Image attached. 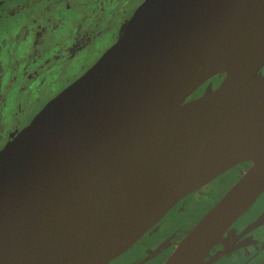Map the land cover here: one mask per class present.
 Listing matches in <instances>:
<instances>
[{
	"label": "water",
	"instance_id": "obj_1",
	"mask_svg": "<svg viewBox=\"0 0 264 264\" xmlns=\"http://www.w3.org/2000/svg\"><path fill=\"white\" fill-rule=\"evenodd\" d=\"M263 64L264 0H143L1 147L0 264H106L249 163L162 264L231 250L229 227L264 191Z\"/></svg>",
	"mask_w": 264,
	"mask_h": 264
},
{
	"label": "flooded vegetation",
	"instance_id": "obj_2",
	"mask_svg": "<svg viewBox=\"0 0 264 264\" xmlns=\"http://www.w3.org/2000/svg\"><path fill=\"white\" fill-rule=\"evenodd\" d=\"M114 4L117 7L119 4L125 6V0H0V72L3 67L7 71L2 84L0 80V118L3 108L9 110L14 121L18 114L25 111V104L19 102L17 91L11 92L15 80L23 81L20 91H29L26 84L33 82L42 73L50 72V66L59 58L62 57L61 61H64L65 58L76 57L78 49L83 47L79 34L81 28L86 35L110 38L107 49L117 39L125 24V10H113ZM114 21H119L120 24L115 37L110 36ZM60 29L64 31V35L58 37ZM22 44L24 51L19 53L16 47ZM95 60L58 91L48 95L19 127L11 124L3 128L0 120V149L49 99L78 78ZM261 71L264 73V64ZM221 78L222 76L212 78L211 88ZM205 85L206 83L198 89L199 94ZM248 167L249 163L235 165L183 196L128 249L106 264H162L176 243ZM263 213L264 191L229 227L227 232L231 229L235 231L232 249L210 264H264V217L256 220Z\"/></svg>",
	"mask_w": 264,
	"mask_h": 264
},
{
	"label": "rangeland",
	"instance_id": "obj_3",
	"mask_svg": "<svg viewBox=\"0 0 264 264\" xmlns=\"http://www.w3.org/2000/svg\"><path fill=\"white\" fill-rule=\"evenodd\" d=\"M141 0H125V6L118 7L114 4L113 10H125V22L130 16L131 12L134 10V6H137ZM117 7V8H116ZM114 11V17H115ZM106 17V16H105ZM107 18V17H106ZM116 20V18H114ZM114 21V25L112 24L111 29H113L108 35L115 37L117 34V30L119 27V21ZM65 26V23H64ZM67 26V24H66ZM63 28V27H62ZM86 31V30H85ZM62 34L64 35V31L60 29L57 33L58 37H61ZM80 37L81 41L83 42V47L78 49L77 55L74 59H66L61 61L59 58L53 65H51V70L48 73H42L38 78H35L34 81L27 83V88L29 91L19 90L22 88L23 81L22 80H15V84H13L14 88L11 92L17 91V96L19 95V102L22 101L25 104V111L22 114L17 115V119L14 121L10 117L9 110L2 109L1 110V123L2 127H9L11 124L13 126L19 127L21 124L25 122L26 117L33 111H35L40 104L46 99V97L52 93L58 91L64 84L69 82L71 79L76 77L82 69H84L88 64L97 59L100 56L101 52L106 49L109 45L110 38L107 36L102 35H86L83 32V28L80 29ZM112 44V43H111ZM16 51L19 53H23V44L17 45ZM3 70L0 72L2 76L0 77L1 84L2 80L7 75L6 67L2 68ZM8 96V94H7ZM11 98V97H10ZM17 101V103H19Z\"/></svg>",
	"mask_w": 264,
	"mask_h": 264
},
{
	"label": "trees",
	"instance_id": "obj_4",
	"mask_svg": "<svg viewBox=\"0 0 264 264\" xmlns=\"http://www.w3.org/2000/svg\"><path fill=\"white\" fill-rule=\"evenodd\" d=\"M199 92H200V90H197L196 92H195V95L196 94H199ZM194 95H192L191 97H193Z\"/></svg>",
	"mask_w": 264,
	"mask_h": 264
}]
</instances>
